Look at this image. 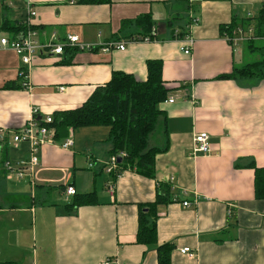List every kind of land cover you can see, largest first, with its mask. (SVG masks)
<instances>
[{
	"label": "crops",
	"instance_id": "obj_1",
	"mask_svg": "<svg viewBox=\"0 0 264 264\" xmlns=\"http://www.w3.org/2000/svg\"><path fill=\"white\" fill-rule=\"evenodd\" d=\"M26 1L36 13L30 23L40 26L35 30L39 43L52 34L59 40L75 35L96 48L70 49L61 56L38 53L28 90L3 89L7 82L20 85L23 66L13 52H0V157L4 146L11 164L29 157V145L14 144L12 136L28 121L31 107L39 109L43 122L55 112L81 106L112 72L144 82L148 60L162 61V79L173 89L168 95L173 102L158 107L165 116L168 149L155 155L153 179L131 170L116 180L105 173L112 158L107 127L68 129L63 138L53 136L54 144L39 148L34 202L23 200L26 185L13 183L2 169L0 262L157 264V246L169 244L170 264H264V201L254 197L253 172V167L264 168V79H218L245 65L249 53L242 44L232 49L220 27L232 19L241 24L256 18L264 0H180L188 18L184 27L174 28L178 30L171 22V12L176 18L181 11L178 0H113L100 6L73 0H0V36L11 35L3 31L5 22L25 20ZM146 14L154 22L152 39L130 22ZM192 18L198 19L196 25L190 24ZM126 21L130 23L124 27ZM182 31L193 39L189 55L181 49L185 38L175 36ZM256 42L264 49V38ZM115 44H123L124 51ZM161 126L154 147L163 145ZM199 133L209 136L208 156L192 154ZM70 136L71 147L62 148ZM67 185L76 196L94 193L96 203L72 210L68 206L76 196L64 194ZM166 186L170 201L156 207L157 244L139 245L140 206L153 203ZM51 192L65 200L51 197ZM186 247L194 258L179 253Z\"/></svg>",
	"mask_w": 264,
	"mask_h": 264
},
{
	"label": "trees",
	"instance_id": "obj_2",
	"mask_svg": "<svg viewBox=\"0 0 264 264\" xmlns=\"http://www.w3.org/2000/svg\"><path fill=\"white\" fill-rule=\"evenodd\" d=\"M76 5L100 6L110 5L113 0H73ZM180 1V0H178ZM180 1L178 10H184L185 3ZM187 5V4H186ZM191 21V20H190ZM140 28L144 37L152 39L151 30L154 22L149 14L141 15L130 21ZM130 22H123L127 26ZM168 25H170L168 23ZM254 25L256 37L264 38V8L258 16L253 19L242 21L241 24L232 19L229 25L220 27L222 36H231L238 26ZM40 29V26L30 24L25 26L22 22H5L3 31L11 35L24 34L26 30ZM174 34V30H173ZM188 35L187 32H180L177 37L182 39ZM256 42L245 44V50L249 53L258 51L262 60L246 63L241 67H233L231 72L218 77L220 80L238 79H264V49L255 46ZM70 49H65L64 54ZM71 51V50H70ZM147 77L144 82L137 81L133 76L123 72H112L110 80L103 86L97 87L90 97L79 107L67 111L55 112L51 117L53 123L47 125L54 129V139L63 138L68 129L77 130L89 127H107L109 129L108 141L111 149L109 157H120L117 172L121 173L131 170L143 177L154 178V157L159 153H165L168 149V135L165 127V116L158 108L161 103L168 99L169 93L173 90L168 88L162 79V61H146ZM15 82H7L3 89L13 90L22 87ZM161 126L163 145L161 147H150L148 140L156 127ZM42 123V122H40ZM64 142V141H63ZM0 157V171L7 162V147L4 146ZM254 172V197L256 200L264 201V168L253 167ZM159 187V184L157 185ZM161 185L157 190L161 191ZM52 189H61L53 187ZM169 188L166 186L161 192H156L155 201L145 206H140L138 213V230L136 232V243L143 246L157 244L156 232V207L170 201ZM64 192V190H63ZM76 196V195H74ZM72 196V197H74ZM96 203L94 193H88L74 197L70 207L72 210L82 206H90ZM147 208L144 213L143 209ZM151 220V221H150ZM173 246L169 244L158 245L156 248L157 264H170V254ZM0 264H17L12 261H3Z\"/></svg>",
	"mask_w": 264,
	"mask_h": 264
},
{
	"label": "built area",
	"instance_id": "obj_3",
	"mask_svg": "<svg viewBox=\"0 0 264 264\" xmlns=\"http://www.w3.org/2000/svg\"><path fill=\"white\" fill-rule=\"evenodd\" d=\"M26 18L23 21L25 26H29L31 20L35 17L36 13L32 10V6L29 1L25 3ZM251 20V18H249ZM190 24L196 25L198 19L192 18ZM178 32H175L177 38ZM187 36V35H186ZM184 36L186 46L181 48L184 55L190 54V49L193 44V39L191 37ZM226 41L230 44L232 49L236 50L239 48V45H245L249 42H256L259 37H256L254 31V25L249 26H238L232 32L231 36L225 35ZM148 38H145V41H148ZM180 40V38L178 39ZM116 48L124 51L123 44H115ZM96 48V45L83 43L75 35H67L64 40L57 39L55 34H52L46 43H39L37 39V32L33 29H28L24 34L9 35V36H0V52L2 51H11L13 52L20 60L23 68L19 70L18 75L22 77L23 83L22 86L24 89L28 90L30 88L28 76L29 70L32 65L33 58L40 52H45L50 55L61 56L64 53L65 49H75L77 51H91ZM102 48H106L102 47ZM59 91H63L64 88H58ZM165 102L172 103L173 99L168 98ZM39 109L37 107H31L29 110V118L26 124L19 130L13 132L12 142L14 144L18 143H27L30 147L29 157L25 160H19L14 164H11L9 161L5 162L2 166L3 171L5 172V177L12 179L15 176L17 179H23L25 177L30 181V186L32 193L35 191V168L38 166V150L39 148L45 146L46 144H54V129L48 128L47 125L53 123V120L50 116H46L43 119V122L38 120ZM4 139L3 133L0 132V140ZM72 140L71 136L64 140L62 143V148L67 149L71 147ZM212 152V148L209 144V136L206 133L196 134L194 137V146L192 149V154H200L202 156H208ZM120 155L119 157H122ZM118 157H112L110 161L106 164L105 173L113 176V179L116 180L120 177V173L117 172L118 169ZM92 165L89 164L88 167ZM113 191V185L110 186V194ZM64 194L66 196L76 195L75 189L67 185L64 189ZM34 195V194H33ZM184 207H189L188 202H183ZM181 255L189 258H194L195 253L190 250V248H182L179 250ZM102 264H110L109 261H105Z\"/></svg>",
	"mask_w": 264,
	"mask_h": 264
},
{
	"label": "rangeland",
	"instance_id": "obj_4",
	"mask_svg": "<svg viewBox=\"0 0 264 264\" xmlns=\"http://www.w3.org/2000/svg\"><path fill=\"white\" fill-rule=\"evenodd\" d=\"M174 12L172 11L171 12V22H172V27L173 29L174 28H182L184 27L185 25V21L186 19L188 18V15L185 14V12H178V16L175 18L174 17ZM174 30H178V29H174ZM263 45V43H259V42H256L255 46L257 47H261ZM237 55V54H236ZM243 58V57H242ZM259 60H262V57L260 56V53L258 51L254 52L253 54L252 53H246L245 55V60L244 62L245 63H250V62H254V61H259ZM83 129V128H82ZM158 127H156L155 131L150 135L149 137V140H148V144L150 147L152 146H156L158 144V142H156V139H157V135H158ZM107 139V138H106ZM104 143H107L106 140H103ZM2 180H4V178H1L0 177V182H2ZM12 180L14 181L13 183H18V182H22L26 185L27 189H26V193H25V196L23 197L24 201L26 202H34V193H32V190H31V186H30V181L28 180L27 177L23 178V179H17L15 176H13ZM53 195L57 196L58 198L60 199H63L65 200V196H59L57 193L55 192H51L50 193V196L53 197ZM48 199V197H47ZM38 201V200H37ZM37 205H40L39 202H37Z\"/></svg>",
	"mask_w": 264,
	"mask_h": 264
},
{
	"label": "water",
	"instance_id": "obj_5",
	"mask_svg": "<svg viewBox=\"0 0 264 264\" xmlns=\"http://www.w3.org/2000/svg\"><path fill=\"white\" fill-rule=\"evenodd\" d=\"M117 160H118V163H120V157H118Z\"/></svg>",
	"mask_w": 264,
	"mask_h": 264
}]
</instances>
